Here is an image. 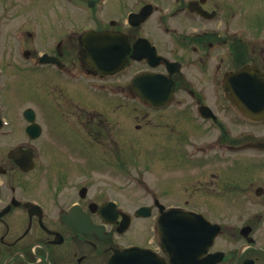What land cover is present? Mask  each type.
Returning a JSON list of instances; mask_svg holds the SVG:
<instances>
[{"label":"flooded vegetation","instance_id":"obj_1","mask_svg":"<svg viewBox=\"0 0 264 264\" xmlns=\"http://www.w3.org/2000/svg\"><path fill=\"white\" fill-rule=\"evenodd\" d=\"M52 1L30 23L0 5V264H264V85L233 75L263 82L264 0H134L117 14L84 1L81 30L76 0ZM131 138L180 168L182 202L146 183L144 202L124 192L141 184ZM172 206L197 213L191 247L161 234Z\"/></svg>","mask_w":264,"mask_h":264},{"label":"rangeland","instance_id":"obj_2","mask_svg":"<svg viewBox=\"0 0 264 264\" xmlns=\"http://www.w3.org/2000/svg\"><path fill=\"white\" fill-rule=\"evenodd\" d=\"M62 1L63 0H58L56 2L55 1L47 2L46 5L50 7L52 10L56 9L57 6H60L62 8L63 5H66L63 4ZM39 2L40 0H11L12 6L16 7L14 11H16L17 8H21V13L26 14V10H27L29 14L28 16L29 23L31 20H33V18H35V16L40 17L39 21L42 22L41 18L44 17V14L42 11L43 9L40 7ZM1 4L4 6L5 0H0V5ZM73 6L76 16L78 15L77 17H75V21H76L75 26L77 30H81L85 25H87V20H86V16L88 15L87 7L80 0H76ZM132 6H137V2L134 0H107L103 4V11L117 14L120 13L122 9H127ZM57 9L60 10L59 8ZM57 9L55 11H57ZM45 10L47 12V9ZM255 10L258 12V14L263 16L264 4L262 5L261 3H259L258 7H256ZM31 26H33V24L29 26L30 27L29 29H32ZM35 26L36 24H34L33 27ZM27 92L29 93V95H33V93L36 94L37 92L36 82L35 83L29 82ZM28 105L30 107H34L35 109H37V105H38L37 99L33 96H29ZM126 131L133 132V135L136 134V129L135 126L133 125L126 126ZM151 142L152 141L149 140H143L140 141V143H138L134 141L133 138L125 141V147H124L125 150H129V151H133L135 149L140 150L139 152L137 151V154H139L138 158L137 157L136 159L134 158L135 161H137V163H134L133 165H136V169L140 172L141 187L139 189L131 188V187L125 188L124 192L129 195L132 194L134 196L139 195L141 202H144L145 198H147L146 196L147 193L144 190L145 187L143 186V184L146 183L148 184L149 187H151L152 185L156 186L158 193L163 192L164 197H166L171 203H180L184 200L183 194L179 189L176 188L179 187L181 183V180L177 177V173L180 172V168L178 169L167 168L166 170H164V168L162 167V164L165 161V159L162 156L163 152L157 151L158 149L157 145ZM133 157L134 155H132V157L129 158L130 161L132 160ZM159 168L162 169L157 170ZM156 182L159 183L158 186L159 188L155 184ZM170 185H172V187H169ZM165 189L167 190V192L165 191Z\"/></svg>","mask_w":264,"mask_h":264},{"label":"water","instance_id":"obj_3","mask_svg":"<svg viewBox=\"0 0 264 264\" xmlns=\"http://www.w3.org/2000/svg\"><path fill=\"white\" fill-rule=\"evenodd\" d=\"M94 1H97V0H94ZM90 4H94V3L91 2ZM197 4H198V2H192L190 4V9L193 11L200 12V13H206L207 12L206 10H203L202 8L198 7ZM136 15H139V14H136ZM233 75H235V78L237 80L244 79L243 82H238V83H236V85H243V86L257 85V84H263L264 85V78H263L262 83H257L256 74H253L251 76V74H249V72H247V67L238 71L237 73H235ZM251 79H252V82H250ZM229 84H230V82H229ZM30 113H31V110H30ZM31 118H33V117H31ZM169 213H172L173 215H178V216L182 215V213L184 214V212L178 211L177 209H173V210L169 211ZM178 221H182V218H179ZM185 233H187V232H186V228H184V227L178 226V227L172 228L173 236H182Z\"/></svg>","mask_w":264,"mask_h":264}]
</instances>
